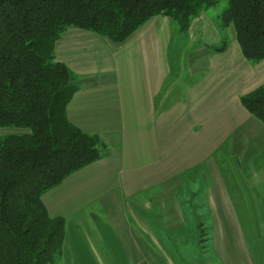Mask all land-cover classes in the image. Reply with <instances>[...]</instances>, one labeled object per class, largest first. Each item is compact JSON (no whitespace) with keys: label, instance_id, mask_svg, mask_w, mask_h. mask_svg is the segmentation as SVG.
<instances>
[{"label":"crops","instance_id":"obj_1","mask_svg":"<svg viewBox=\"0 0 264 264\" xmlns=\"http://www.w3.org/2000/svg\"><path fill=\"white\" fill-rule=\"evenodd\" d=\"M202 14L186 35L173 19L157 16L124 43L74 27L57 42L56 60L78 85L68 118L104 144L99 161L42 197L51 217L67 220L64 264H251L214 244L206 262L189 261L185 245L166 243L154 225L201 219L203 212L212 219L213 205L232 202L230 194L264 202L255 177L240 180L260 168L248 158L259 149L264 155V124L241 103L264 86V61L243 56L220 14ZM163 226L164 235L185 236L184 227L173 226L172 234Z\"/></svg>","mask_w":264,"mask_h":264},{"label":"trees","instance_id":"obj_2","mask_svg":"<svg viewBox=\"0 0 264 264\" xmlns=\"http://www.w3.org/2000/svg\"><path fill=\"white\" fill-rule=\"evenodd\" d=\"M221 1L0 0V127L30 130L0 140V264H60L67 220L51 217L42 197L102 158L101 138L68 118L78 85L56 60L64 32L89 30L120 44L166 16L187 34L202 10ZM226 1L220 26L234 27L248 61H264V0ZM241 103L264 124V86Z\"/></svg>","mask_w":264,"mask_h":264},{"label":"rangeland","instance_id":"obj_3","mask_svg":"<svg viewBox=\"0 0 264 264\" xmlns=\"http://www.w3.org/2000/svg\"><path fill=\"white\" fill-rule=\"evenodd\" d=\"M228 6V1L223 0L216 7L208 10L214 13V15H221L228 8ZM204 11L205 10H202L200 14L204 13ZM200 14L198 16H200ZM198 16L193 20V22L198 18ZM199 19L200 18H198V20ZM222 29H225V31L227 32L226 28ZM230 29L233 33V37L236 38V31L234 27L230 26ZM197 34L198 31L195 30L194 37ZM226 44L227 43L223 45ZM29 132L30 130L28 128L0 127V140L9 135H23ZM255 153L256 154H252L251 157L248 158V160L252 166H260V168L252 172V177H249L248 173H240V180L246 182L250 178L255 177L256 182L252 185H260V187H262L264 190V155L261 149L255 151ZM230 167L226 168V170H228ZM231 172L232 171L229 169L228 173ZM232 173L239 174L238 171H236V167H234V171ZM217 191L218 193L220 192V196L218 199L222 200V193H224V191L222 192V189H218ZM167 195L172 196L171 190ZM230 195L232 202L228 203V200L225 202L222 200L223 202L213 205L214 218L212 219H208L209 214L205 212L200 214L202 215L201 219H191L185 212V207L182 205V211L186 215H188V220L176 221L175 219H172L168 221H160L155 219V221L153 220L155 230L156 232L158 230L162 233L163 237L166 238V243L177 244V242H179L181 245H185L186 248L185 251H183V254L189 261L196 260L198 262H206V260L208 259L206 256L210 254L209 252H207V245L214 244L224 247L227 246V248L230 250L229 255H231L232 259L237 262H247L249 259L251 264H264V202L255 203V198L252 195L247 200L239 196L234 197L236 195ZM234 199H236L237 202H234ZM165 206L169 207L170 205L166 204ZM204 206L207 208V205ZM130 222L134 224L132 227L137 230L138 226L136 222ZM128 224L127 227H129ZM163 224L168 225V229H170V232L172 234L178 233V229L174 228L173 226H179L180 228L184 227L185 232L183 234L185 236H181L179 240L177 235L175 237L164 235ZM116 226L118 228L121 227V225L117 224L116 221H114L113 227L116 228ZM140 228L141 227H138L139 230ZM140 236L142 235L140 234ZM118 238L119 237H116L115 241H111L110 237H108L107 242L119 244L121 242ZM244 244L248 246V251H245L240 247ZM60 264H64L63 258L60 261Z\"/></svg>","mask_w":264,"mask_h":264},{"label":"bare ground","instance_id":"obj_4","mask_svg":"<svg viewBox=\"0 0 264 264\" xmlns=\"http://www.w3.org/2000/svg\"><path fill=\"white\" fill-rule=\"evenodd\" d=\"M63 258V257H62ZM62 260V259H61Z\"/></svg>","mask_w":264,"mask_h":264}]
</instances>
